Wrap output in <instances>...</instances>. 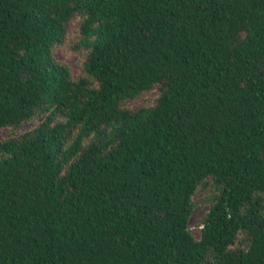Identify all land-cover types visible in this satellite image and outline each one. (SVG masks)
<instances>
[{
    "label": "trees",
    "instance_id": "16d2710c",
    "mask_svg": "<svg viewBox=\"0 0 264 264\" xmlns=\"http://www.w3.org/2000/svg\"><path fill=\"white\" fill-rule=\"evenodd\" d=\"M35 119L0 140V264H264V0H0V128Z\"/></svg>",
    "mask_w": 264,
    "mask_h": 264
},
{
    "label": "rangeland",
    "instance_id": "374dc122",
    "mask_svg": "<svg viewBox=\"0 0 264 264\" xmlns=\"http://www.w3.org/2000/svg\"><path fill=\"white\" fill-rule=\"evenodd\" d=\"M77 40V30L71 29V32L66 38L65 44L60 47H57L53 52L55 60L60 64H63L68 67L71 72V76L74 79H77L80 76L84 75L82 68L83 57L80 53H76L72 49L73 44ZM157 97L158 91L151 90L149 92L144 93L137 99L130 101L125 106L128 109H134L140 106L149 107L155 103ZM38 121V119H35L29 122L19 124L16 127L0 128V140L15 137L26 131H29L38 124ZM207 182V186H199L193 196V211L189 219L188 227L191 234L196 239H199L201 231L200 226H202V220L208 212L209 205L214 193H216V189L213 187L209 179L207 180ZM240 241H242L241 235L239 236V240L237 242L239 243Z\"/></svg>",
    "mask_w": 264,
    "mask_h": 264
}]
</instances>
